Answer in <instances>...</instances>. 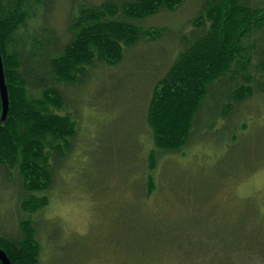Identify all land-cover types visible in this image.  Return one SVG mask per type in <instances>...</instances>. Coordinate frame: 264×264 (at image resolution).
Instances as JSON below:
<instances>
[{"label": "rangeland", "instance_id": "1", "mask_svg": "<svg viewBox=\"0 0 264 264\" xmlns=\"http://www.w3.org/2000/svg\"><path fill=\"white\" fill-rule=\"evenodd\" d=\"M58 1L54 20L63 29L69 3ZM197 9L193 0H186L177 12L149 23H173L175 31L170 30L172 38L167 40L179 41L175 32ZM179 16L185 20L175 24ZM193 28L188 22L184 32ZM155 51H163L162 44L142 41L122 64L101 70L102 88L97 89L96 82L86 88L63 86L66 100L77 102L63 111L78 109L80 120L72 144L80 154L94 151L96 157L88 162L86 156L87 164L73 161L66 172L57 171L46 192H38L50 198L40 210L43 218L35 217L42 264H264V89L253 84L252 95L229 116H219L211 129L198 128L187 145V157L180 151L159 155L151 173L157 187L149 195L145 183L152 140L147 125L141 129L154 79L175 56L171 48L157 56L155 64L152 58L143 60V54ZM77 91H83L84 99L76 98ZM86 104L98 114L88 119ZM99 127L113 130L102 145L100 138L93 139ZM176 156L181 160L176 162ZM128 166L136 169L140 189L130 184L132 173H124ZM173 175H181L179 184ZM20 186L15 173L0 168V225L11 234L18 232L16 220L25 215Z\"/></svg>", "mask_w": 264, "mask_h": 264}, {"label": "trees", "instance_id": "2", "mask_svg": "<svg viewBox=\"0 0 264 264\" xmlns=\"http://www.w3.org/2000/svg\"><path fill=\"white\" fill-rule=\"evenodd\" d=\"M67 1L66 28L59 29L54 20L58 0H0V49L10 101L7 118L2 121L0 95V168L18 177L25 212L16 220V234L0 225V247L13 264H42L43 245L35 217L43 218L40 210L50 198L38 192H46L57 171L66 172L73 161L87 164L86 156L88 162L96 157L94 151L80 154L72 144L80 120L78 109L63 111L77 104L66 100L69 98L63 86L86 88L96 82L97 89L102 88L101 70L122 64L128 52L144 40L158 47L162 44L163 51L150 53L151 57L142 55L143 60L152 58L154 64L157 56L174 48L171 65L163 67L154 79L141 129L147 125L152 140L145 183L149 195L157 187L151 173L157 169L159 155L180 151L187 157V145L198 128L211 129L219 116H229L236 105L252 95L253 84L264 89V3L193 0L198 9L175 32L181 40L168 41L172 38L170 30L176 26L152 25L149 20L177 12L186 0ZM174 20L179 24L185 18ZM188 22L195 28L186 33ZM76 94V98L84 99L83 91ZM85 106L88 119L98 114L91 111L92 106ZM106 128L99 127L98 134L93 135V139H101V145L113 133ZM179 160L176 156L175 161ZM135 170L128 166L124 173H132L129 182L140 189ZM124 173L121 177L127 180ZM172 177L179 184L181 175ZM198 194L206 198L205 192Z\"/></svg>", "mask_w": 264, "mask_h": 264}, {"label": "water", "instance_id": "3", "mask_svg": "<svg viewBox=\"0 0 264 264\" xmlns=\"http://www.w3.org/2000/svg\"><path fill=\"white\" fill-rule=\"evenodd\" d=\"M0 95L2 99V121H5L9 112V92L8 86L6 83V75L4 70V63L2 58V53L0 49ZM0 260L3 264H13L11 259L9 258L8 254L0 247Z\"/></svg>", "mask_w": 264, "mask_h": 264}]
</instances>
